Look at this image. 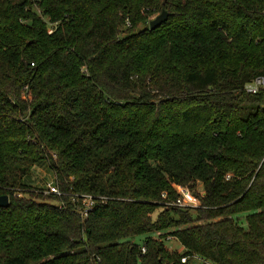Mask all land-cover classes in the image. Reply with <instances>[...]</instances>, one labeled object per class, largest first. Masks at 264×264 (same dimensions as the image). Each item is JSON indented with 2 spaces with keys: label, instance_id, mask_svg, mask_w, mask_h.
I'll use <instances>...</instances> for the list:
<instances>
[{
  "label": "trees",
  "instance_id": "1",
  "mask_svg": "<svg viewBox=\"0 0 264 264\" xmlns=\"http://www.w3.org/2000/svg\"><path fill=\"white\" fill-rule=\"evenodd\" d=\"M257 75L264 0H0V264H264Z\"/></svg>",
  "mask_w": 264,
  "mask_h": 264
},
{
  "label": "built area",
  "instance_id": "2",
  "mask_svg": "<svg viewBox=\"0 0 264 264\" xmlns=\"http://www.w3.org/2000/svg\"><path fill=\"white\" fill-rule=\"evenodd\" d=\"M261 88H264V76L263 75H257L252 80L248 81L245 84V90L250 93H255L259 91ZM178 187V196L175 200L166 201L167 204H172L176 206L181 207H189V206H196L198 203V200L196 196L191 192V190L188 187L176 185ZM44 193H57L59 194L60 191L58 187L54 184L49 185L47 188L43 189ZM94 204V197L89 194L82 195V206L80 209V212L82 216H86L88 211L92 208ZM199 204V203H198ZM162 234L161 231H156L153 233L154 237H160ZM172 237L171 235L165 236L166 239ZM146 250L145 246H141V252L144 253ZM187 259V256H182L181 261L185 262Z\"/></svg>",
  "mask_w": 264,
  "mask_h": 264
},
{
  "label": "rangeland",
  "instance_id": "3",
  "mask_svg": "<svg viewBox=\"0 0 264 264\" xmlns=\"http://www.w3.org/2000/svg\"><path fill=\"white\" fill-rule=\"evenodd\" d=\"M49 31L51 28L49 27ZM23 182L30 186H36L41 188H47L49 185L55 183V175L52 168L49 166L46 160L36 162L29 173L23 177ZM175 188L178 187L175 185ZM197 191L203 193L201 185L198 184ZM171 201V200H170ZM199 203V202H198ZM198 203H196L198 205ZM172 205V204H171ZM158 211V210H157ZM156 211V212H157ZM156 212L153 214L155 217ZM144 236L135 237L134 241L141 243ZM166 247L171 251H182L183 247L175 237H170L164 241Z\"/></svg>",
  "mask_w": 264,
  "mask_h": 264
},
{
  "label": "water",
  "instance_id": "4",
  "mask_svg": "<svg viewBox=\"0 0 264 264\" xmlns=\"http://www.w3.org/2000/svg\"><path fill=\"white\" fill-rule=\"evenodd\" d=\"M168 17V11L165 8H162L161 11L156 14L154 17L149 19L148 25L141 28H137V32L145 31L147 28L154 29L160 24H162ZM9 204V198L7 194L0 195V207H7Z\"/></svg>",
  "mask_w": 264,
  "mask_h": 264
}]
</instances>
